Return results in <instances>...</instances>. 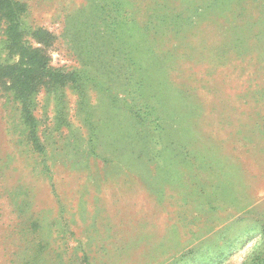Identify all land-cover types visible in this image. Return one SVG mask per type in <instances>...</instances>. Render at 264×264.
Wrapping results in <instances>:
<instances>
[{"label":"rangeland","instance_id":"obj_1","mask_svg":"<svg viewBox=\"0 0 264 264\" xmlns=\"http://www.w3.org/2000/svg\"><path fill=\"white\" fill-rule=\"evenodd\" d=\"M0 264H264V0H0Z\"/></svg>","mask_w":264,"mask_h":264},{"label":"trees","instance_id":"obj_2","mask_svg":"<svg viewBox=\"0 0 264 264\" xmlns=\"http://www.w3.org/2000/svg\"><path fill=\"white\" fill-rule=\"evenodd\" d=\"M9 13H8V16L10 17V24L8 25L7 29H6V33H8V36H10L11 40L10 39H3L1 40V42H4L8 43V46L9 47H13L15 45V42H17V45L18 47L22 50L25 51V53L29 54V55H33V58L37 59L38 60V63L40 64L41 68L45 69V72L47 74H49V76H51L52 78L56 79L57 81H60L62 80L61 78L62 77H68V78H71L72 81L75 84L76 88L80 89L81 88V84H80V79H81V75L77 72V71H72V72H59L57 70H52L51 68H47V62L45 61L47 59L46 56H41L39 59H38V51L40 50V48H36L34 50H30L29 47L27 46H24V44H20L19 42V22H18V18H19V15L17 13H15L16 9L15 7L12 5V3L10 2L9 5ZM47 32H45L44 30H42L41 28H38L36 29L35 31V34L37 35H40V36H45L47 35L46 34ZM16 37L18 39V41L14 38ZM44 40V39H43ZM45 42V41H44ZM37 51L36 54H34L35 52ZM44 60V61H43ZM79 78V80H78ZM32 83V87H30V93L33 92L34 90V87H35V80H32L31 81ZM34 93V92H33ZM27 115H24V116H27V119L25 120V123L28 125V122H34V117H33V114L31 112L30 109H27ZM31 118V119H30ZM33 130L35 129V125L33 126H30Z\"/></svg>","mask_w":264,"mask_h":264}]
</instances>
